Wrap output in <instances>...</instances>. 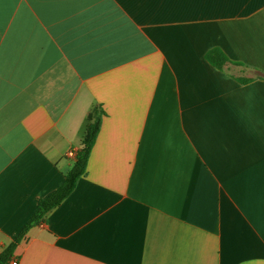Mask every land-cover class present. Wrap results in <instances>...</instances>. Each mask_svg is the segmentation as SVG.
Returning <instances> with one entry per match:
<instances>
[{
    "label": "crops",
    "instance_id": "0c3cea01",
    "mask_svg": "<svg viewBox=\"0 0 264 264\" xmlns=\"http://www.w3.org/2000/svg\"><path fill=\"white\" fill-rule=\"evenodd\" d=\"M95 108L18 264H264V0H0V252Z\"/></svg>",
    "mask_w": 264,
    "mask_h": 264
},
{
    "label": "trees",
    "instance_id": "16d2710c",
    "mask_svg": "<svg viewBox=\"0 0 264 264\" xmlns=\"http://www.w3.org/2000/svg\"><path fill=\"white\" fill-rule=\"evenodd\" d=\"M205 59L215 68L222 70L227 63L241 65L231 61L226 54L219 48H212L205 54ZM241 83L248 79L237 78ZM103 111L95 108L88 116V124L81 147L76 152L75 162L66 173L63 182L57 186L51 193L38 199L35 209L31 216L24 223L14 239L6 245L0 252V264H8L14 255L15 248L25 237L27 232L34 226L40 224L46 213L58 206L74 190L77 180L86 172L87 161L92 147L100 130L101 116Z\"/></svg>",
    "mask_w": 264,
    "mask_h": 264
},
{
    "label": "built area",
    "instance_id": "2783aa9c",
    "mask_svg": "<svg viewBox=\"0 0 264 264\" xmlns=\"http://www.w3.org/2000/svg\"><path fill=\"white\" fill-rule=\"evenodd\" d=\"M68 154L71 157H76V152L74 150H70ZM8 264H18V261L15 258H12Z\"/></svg>",
    "mask_w": 264,
    "mask_h": 264
}]
</instances>
